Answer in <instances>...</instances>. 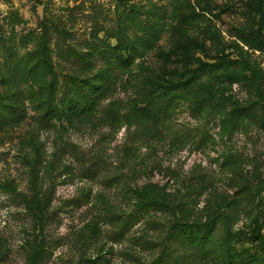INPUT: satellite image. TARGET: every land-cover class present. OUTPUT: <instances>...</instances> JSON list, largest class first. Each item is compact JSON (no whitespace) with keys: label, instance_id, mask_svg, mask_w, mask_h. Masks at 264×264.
Wrapping results in <instances>:
<instances>
[{"label":"rangeland","instance_id":"374dc122","mask_svg":"<svg viewBox=\"0 0 264 264\" xmlns=\"http://www.w3.org/2000/svg\"><path fill=\"white\" fill-rule=\"evenodd\" d=\"M72 8L77 20L73 27L66 20ZM94 13L108 30L122 20L131 40H151L152 50L141 48L139 62L164 77L183 80L200 63L237 59V31L264 38V0H0V107L10 104L12 55L26 58L39 47L44 23L70 31L75 41L86 39L90 22L85 19ZM48 49L54 63L52 42ZM243 49L247 65L238 71L248 77L259 69L264 72V56ZM49 81L24 84L26 120L18 128L0 125V264H30L31 249L40 240L46 257L38 264L150 263L166 239L167 216L151 212L122 230L121 224L137 208L135 191L151 184L195 213L222 200L238 199L240 208L259 206L264 224V131L250 125L229 131L218 116L193 111L197 84L219 86L212 77L179 94L163 139L153 143L143 142L134 124L122 118L93 129L73 127L66 119L43 123L39 116L48 103L37 93ZM219 88L228 105L255 102L264 110V94L238 84ZM133 94L129 86L117 88L113 100L120 102L121 112L133 107ZM66 145L75 146L87 165L97 160L99 173L84 177ZM254 163L260 185L247 194L242 188L256 183ZM45 191L51 194L52 217L40 229L22 198ZM231 216L232 231L247 232L245 216ZM224 242L218 223L204 248L191 243L172 250L179 264H221ZM228 246L233 264H264V228L256 242L234 239ZM247 249L261 259L254 262Z\"/></svg>","mask_w":264,"mask_h":264},{"label":"trees","instance_id":"16d2710c","mask_svg":"<svg viewBox=\"0 0 264 264\" xmlns=\"http://www.w3.org/2000/svg\"><path fill=\"white\" fill-rule=\"evenodd\" d=\"M72 8L66 14L68 24L73 27L77 21L72 14ZM90 22L89 34L86 39L75 41L70 31H64L52 24L44 23L42 27V43L26 58L12 55L8 68V83L12 89L10 104L0 107V125L7 124L18 128L27 118L26 96L21 89L31 81L41 82L49 77L50 81L38 90V97H46L48 107L39 116L43 123L66 119L76 128H98L122 118L126 123H133L141 140L153 143L163 139L165 126L171 120L174 102L179 94L197 84L201 78L212 77L218 83L210 87H195L194 100L191 101L193 111L216 115L221 126L226 130L245 129L248 125L264 131V110L257 103L248 102L243 105H228L227 99L219 95L223 84H238L247 91L263 96L264 72L254 71L250 77L238 71L241 65H247L243 60L244 46L264 56V38L253 33L237 31L238 41L235 49L238 58L218 63H200L187 80L164 77L155 73L143 63L142 50H152V41L142 39L131 40L122 20H118L111 30L99 22L96 14L86 17ZM193 20V16H188ZM53 43L55 62L49 59L48 44ZM129 86L133 90V107L121 112L120 102L113 100L117 88ZM219 95V96H218ZM178 100V99H177ZM45 105L43 103H40ZM226 107H230L227 110ZM260 108V109H259ZM67 153L80 164V172L86 178L95 177L101 170L99 162L88 160L79 153L75 146L66 145ZM253 177L255 185L246 184L242 189L254 194L260 185L259 170L254 163ZM135 194L139 198L134 214L121 224V230L128 226L129 221H139L153 214L167 216L168 230L162 241L158 256L148 264H179L175 260L173 246L200 244L202 248L209 244L213 230L220 223L224 229L225 242L222 245L221 264H233L235 256L228 246L231 240L250 243L258 240L264 224L260 222L262 210L259 206L237 205L238 199L222 203L215 208L204 206L201 210L192 212L183 203L177 202L173 196L162 192L157 185L144 186ZM50 192L22 198L26 213L34 223L43 229L52 217ZM250 206V205H249ZM233 208L230 211H226ZM230 212H232L230 214ZM242 214L247 219V232L232 231L231 215ZM247 233V234H245ZM248 235V236H246ZM43 240L31 249L30 264H38L45 257ZM246 254L254 262L261 258L259 254ZM264 254V246H261ZM87 264H100L88 260Z\"/></svg>","mask_w":264,"mask_h":264}]
</instances>
